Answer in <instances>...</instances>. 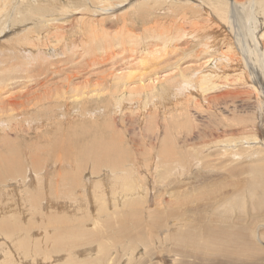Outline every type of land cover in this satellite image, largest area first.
Segmentation results:
<instances>
[{
	"label": "bare ground",
	"instance_id": "1",
	"mask_svg": "<svg viewBox=\"0 0 264 264\" xmlns=\"http://www.w3.org/2000/svg\"><path fill=\"white\" fill-rule=\"evenodd\" d=\"M130 2H133L131 12L134 15L137 14L139 20L147 21L151 23V25L144 27L143 32L142 30L139 32L138 31L134 32L133 31L134 29L132 28L133 30H131L129 25L125 26L127 27L126 29L117 28L115 30L116 26H118L117 23H115L116 26L113 25L114 23H112L111 25L109 24V26H107L106 25L107 20L104 17H107L108 19L110 17L116 16V12L122 9L120 7L123 4L126 3L127 5V3ZM60 4H62V6ZM57 6L60 7L59 9L61 10L60 12H57L58 10ZM162 10H165V12L160 13V11ZM102 20L104 21V23L100 22ZM75 26L78 28V32H76L77 29L76 31H74ZM155 26H164L165 30L163 29L156 33L153 30ZM110 29H113L112 31L113 33L110 31ZM216 32L218 34L216 35V37L213 38L214 36L213 33ZM15 36H17L16 39L13 38ZM147 38H155L162 40L164 44L167 42L170 43L175 41V44L171 43L170 45V47H173L175 49H177L178 43L181 44L189 43L188 39H192V40L203 39L205 40V42L193 43L195 45H199V49H195V47H193L192 49H187L186 51L189 52V55L187 57H183L180 55L165 56L160 59L156 57L157 59L153 61V63L155 62L153 65L157 70L151 74L140 76L135 80H130V75L124 72L121 73H119V71L115 72L113 75L114 83H115L114 86H116V88L119 90L122 89V91L125 93V94H120L117 92L114 93L115 95L120 94L122 96L121 97L119 95L121 99H123V96L128 97L130 99L128 98H124V99L125 100L128 99L129 101L131 100L134 103H136V101H134L136 99L134 98L139 97L137 101L139 102V108L141 107L142 104V106L144 107L140 109L144 111L148 110L147 108L149 105L148 101H151L153 98L156 97L159 98V102H161L160 100H164L167 96L168 99L172 97L173 101L175 102L177 101L183 102L185 99L187 101L186 104L178 103L175 106V111L174 109L172 110L174 114H172L171 117L167 116L170 119L169 125L171 123H174V121H177L176 119L178 120L188 119L189 121L191 117L195 118L193 114H196V112L201 113L202 112L201 110L203 109H207V108L213 109L212 107L223 106V105L224 107H226L232 103L233 104L236 103L234 107L239 108L237 107L238 104L243 106L247 102H250L259 110V114L256 115L255 117L251 116V118L248 119V122L245 120L246 118H244V120H240V122L246 121V123L248 124L246 125L244 124V122L240 123L242 125L244 124L243 126L246 125V127L239 126L241 128V131L238 129L241 132L240 134L241 135L244 134L242 136L240 135L241 137L238 136L240 137L239 141H236L235 139H232L235 141H231V140L227 141L229 138H235V136L230 137L231 132L227 134L226 132L228 131H226L225 129L224 130L226 131L225 132L226 134L223 133V135L225 137L226 135L227 136L229 135V137H227V140L225 137H223L226 140V142L221 141L220 139L222 138L220 137L222 135L221 134L220 136L216 137L219 139L218 142L215 139H213L214 137L211 138L212 143H210L211 139L210 141L207 139L209 141L207 142L211 145L209 144H208L209 146L200 145L201 147L200 146L199 147L201 148V150L198 151L199 147L197 146L199 144H197L196 146L195 143L192 144L193 143L192 141V143L190 144L195 145L197 148L190 149L191 151L190 150L188 151L192 153L195 151L194 152L195 154L197 151L198 152L197 154L200 155V157L203 156L202 159L205 157V160L207 161H205L204 159L203 160L200 159V157L199 158L195 157V155L194 156L192 155L194 158L190 159L191 156L188 155L187 156L188 158H184V159L182 158L179 163L178 162L179 160H177V158L174 159L175 154L179 153V152L177 153L174 152L176 149L175 150L173 149V145L175 144L172 143L171 144L172 148H171L170 144L168 145V143H166L167 138L165 139L166 141L163 140V142L165 141L164 144L166 145L165 146L162 145L163 142H161L162 143L161 146L164 147L161 148L162 153L158 154L159 155L158 159L160 157V162L158 163L162 164V166L160 164L159 165L162 167L161 170H163V173L159 171L158 175L159 176L163 175L162 178L165 179L163 181L164 183L167 182L166 184L167 186L171 185L172 190L169 189L170 191H167L168 189H165L166 191H163L160 188L159 190L161 191H158V189L155 186L156 185L155 183L154 185L155 187L154 186L153 187L157 189L158 192H155V194L153 195L152 191L154 189L151 191L150 187H148L147 184L145 183L142 184V182L138 184L137 183L138 179H135L133 175H128V172L130 171L132 172V170L134 172L135 167L129 168L126 166L127 170H125L126 168L104 169L102 170L101 173H97L96 171L98 169L95 170L94 168H97L95 166L99 165V163L96 160L97 165L94 162L93 173H97L98 178H100L101 181L104 180L103 181L104 185H105L104 183L105 179L107 178L108 181L106 180V182H109L110 184L105 185V188L106 186L109 187V185H111V189L108 188L109 190L108 189L99 190V188L96 187L97 191L95 190L96 192L94 194L95 197L94 202L96 201L97 203V205L95 204L97 212L95 214H93V212L95 211L94 209L95 207H93L94 210L90 207L91 205L90 202L92 200L88 204L79 203L77 206L75 204L73 205L72 203H68L71 204V206L73 207L72 211L71 209L70 211H67L68 208L66 206L68 205L67 204L68 200H67L65 205L67 208L66 209L62 208V209L63 212H65L64 210H66L67 213L69 212L68 214H70L71 216H68L67 214L68 217L66 216L65 219L66 221H63L61 217L60 219H58L59 209H56L58 210L57 211L58 213L55 212L54 214L49 215V213L52 212L51 207L49 208L47 207L48 205L46 206L45 204L48 201H51L52 198L51 199L48 198L50 200L44 203V200L38 199V197H36L38 195H36L35 201L33 202L32 200L33 203L31 202V204L29 205L27 200L34 198L31 195V197L27 198L26 200V204H28L29 207L28 205L24 204L25 205L24 208H22V206L18 208L21 204L19 202L18 204L19 206L17 205L18 207L14 204L15 207L17 208L14 209L12 207L13 209L9 211H5V209L8 208L6 206L9 203L7 205L4 204L3 207H5V209L2 207V209H4V212H2L3 216H1V212H0V264H264V0H0V41H3L0 42V45L4 46L5 42L16 40L15 49L12 50L9 49V51H7L8 54H4V52L0 53L2 55V57H0V64H3V66L0 68V97H3L2 94H4L3 92L5 91L8 93L13 92V94L11 93L13 96L10 95L9 97H7L8 100L9 99L10 100L7 102L8 104L5 103L6 106H4L5 107L4 114H2L1 112L3 105L0 104V117L5 114H8L9 116L10 114V117H18L19 119L20 115H22L23 117V114L25 115V113L34 112L33 109H28L23 107H21V109L23 108L22 110H18L20 108V106L18 105L24 103L25 101L24 102L17 101L16 98L18 97L16 96L19 95H15V94H20V95L31 94V93L35 94L36 91L37 92L45 91L44 93L47 95L46 97L50 99V101L56 102L58 104L59 103L61 104L62 101L64 102L70 97L73 98L72 93H76L77 96L76 98H74V101L68 102L67 105L71 103L72 106H74V108L75 107L78 108L79 106H81L80 104L82 105L85 104L84 101L85 98L87 97H84V95L87 92L84 91L83 89L82 90H79V88L75 89L76 78H78L80 75L77 76V73L74 72L73 74H71V71H73L72 70L73 66H71L69 62L60 64L62 61L64 62L71 58L67 59L66 57L65 60L62 58L65 55L69 54V52L71 53L73 52V54L76 55V58L73 61H76L77 55L80 56L91 55V52H95L94 45L99 43L100 45H102L103 43L120 44L123 41H127L131 43V45L144 47V43L146 42ZM99 49H102V47L100 46ZM178 51H179V46H178ZM132 52L133 50H131V53ZM129 55L130 56L127 55L126 57H124V61H122V63L125 61H129V59L128 60L125 59H127L128 57L131 58V56L133 57L134 54L132 55L129 53ZM61 56L62 58H60ZM6 59L7 60L9 59L10 62L15 61V59L21 61L15 65H12L13 62L6 63ZM139 59L140 60L137 61H140V64H143L145 62V58H143L142 56L141 57L139 56ZM203 59H206V61H202ZM133 60L135 59L132 58V61ZM201 61L203 63L197 66L196 64L200 63ZM104 62L105 61H102L99 64L103 65ZM208 63L210 65H208L207 67ZM193 64L196 66H193ZM156 65H161V67L158 68L159 66L157 67ZM164 65H166L165 67H169L171 70H174L175 72L171 77L172 79L169 78L165 79V81L159 84L160 86L159 87L157 85L159 82L157 83V81L158 80L160 81V78L156 76L160 72H163ZM204 66L206 67V69H204L205 68ZM100 67L101 66H99V68ZM89 75L91 76L92 74ZM147 80L150 81V84L148 82V85L146 84ZM132 83L141 84L142 86L141 88L137 89L138 88L137 85V88L133 90ZM102 91L105 93L104 95L105 98L107 95L106 94L107 91H108L107 93H109L110 95L109 90L105 91L104 89ZM98 92L100 93V91ZM69 93H71L72 96H68ZM36 94H41V93H36ZM33 97L34 95L32 96V98ZM35 97L37 96L35 95ZM233 97H236V99ZM20 98L22 97L20 96ZM26 98H24V100ZM72 98L70 99L72 100ZM115 98L117 99V97ZM79 99H84V100H79ZM1 101L2 98L0 99V102ZM116 103L117 102H115V104ZM22 105L24 106L25 104ZM130 105L133 107L136 104L133 105L130 102ZM154 105H158V104H156V102H153L152 106ZM45 106L42 107L40 106V107L43 108ZM53 106L56 105H52L51 107ZM149 106L150 108L152 107L151 105ZM118 107L120 108L121 106ZM49 108L47 109L49 110ZM16 109L18 110L17 111L18 113L15 112ZM131 109L133 110V108ZM60 110H63V108H61ZM68 110L70 111V109ZM238 110L239 112H241L240 110L245 111L246 109L244 110L241 108ZM77 111L80 112V109H78ZM44 112H46V110ZM86 112L87 111L85 110V113ZM35 114L37 113L35 112L34 115ZM80 114L81 116L79 117L82 118L84 114L82 112ZM105 114L107 115V113ZM110 114L112 115V112ZM141 114H144L143 117L145 118L146 121L148 114L145 115V113L143 112ZM223 114L225 115L224 112ZM65 115H68V112ZM150 115L152 116L153 114L150 113ZM56 116L54 117L47 116L48 118L45 116V119L40 120V122L36 124L37 127L35 128H40L45 123L44 121L46 120V118L49 120H52L54 118L53 121L54 120L56 121V119H58V116L57 118ZM7 117H5L4 119L5 121ZM107 117L109 118V116ZM226 117L228 118V116ZM38 118L40 119V115ZM89 118H91V116ZM92 118H93V114H92ZM172 118H174L175 120L172 121L171 120ZM201 118L199 117L197 118V120ZM15 119H16L15 121H17V118ZM109 119L111 120V117ZM22 120L24 121V119ZM60 120L62 121V119ZM68 120H70V118H68ZM87 120L89 119L87 118L86 121ZM104 121L106 122V120ZM155 121L156 119L153 120V122ZM33 122L31 126L34 124ZM81 122L84 123V120ZM95 122L94 125L96 129L98 128L96 127L98 124L96 125ZM105 122H103V124ZM7 123L8 122H6V124ZM147 123L150 124L152 122L150 120ZM17 124L19 125V123ZM190 124L191 127L197 125L196 123H195L196 125H192V123ZM82 126H80V128ZM91 126H93V123ZM259 126H260V131L257 133ZM109 127H107L106 129H108ZM41 128L43 129V126ZM167 128L169 129V126ZM42 129H39L38 131L43 132L44 130ZM95 129H93L94 132L96 131ZM192 129H194V127H192ZM100 130L101 129H99L98 133H100ZM252 131L255 132V134ZM111 132L112 129L108 135H110ZM159 132L160 131H158V133ZM80 133L81 132L79 133L77 132L78 135ZM152 133L156 134L157 132H152ZM115 134H117V132ZM94 135L97 136L96 134ZM111 136L113 138L115 135L113 136V134H111ZM156 136L157 135H155V138ZM0 139L2 140V138ZM66 139H68V137H66ZM11 140L13 139L11 138ZM213 140L215 141L213 142ZM86 142H87L86 145L88 146V142L90 141H86ZM113 142L112 145L116 144ZM67 143L68 140L64 139L62 144L60 143L61 145L52 144L53 146H55L54 151L52 150V148L49 150L53 151V153L55 154L56 152L59 151L63 153L67 152L69 149L67 147L68 149L66 150ZM178 143L176 144L177 147L178 145H180ZM106 144H109V142ZM152 144H153L152 145L153 148L157 147L155 146L156 144L155 145L154 143ZM247 144H251V145H247ZM1 145L4 146L3 144ZM6 146L7 145H5V147ZM8 146H11L9 150L14 151L13 147H15V144L13 146L11 143V145ZM0 148L3 149V147ZM83 148L81 150L82 152L84 151ZM115 148L117 147H114V150ZM122 148L123 146L121 147V150ZM19 150H21V148ZM46 150H44V152ZM180 150L183 151L182 148ZM101 151H99L101 155L100 157H98V160L99 158H101L100 160L102 161L103 160H108L110 162L113 161L112 160L113 155L111 154L113 152L108 151L109 154H105L106 153L105 151L102 153ZM182 151L180 152L182 153ZM79 152L77 150L76 154L79 155ZM2 153L4 152L2 151ZM115 154H117V152H115ZM186 154L189 153H187L186 151ZM214 154H217L216 156L221 155L219 156V158L220 157L222 158L223 156L224 159L223 162L225 164L221 160L224 166H220V167L223 168L225 167L224 169H230L231 170L230 172H232L233 175L238 176L237 171L242 170V168L238 166L243 164L247 165L249 172L251 174L246 180H244L245 182L247 181V184H245L247 185L246 186L247 190L244 187V189L246 190L244 191L245 193L247 192V194L246 195L244 194V192L242 191L243 188L240 189L243 192L241 196V200L238 199L236 200V193H237L235 192L236 188L235 191H233V193L229 196H227V193L230 194V190L227 191L225 189L227 191L226 194L222 192L223 189L219 191L221 187L220 188L218 187L217 184L218 183L217 181H219L218 179H215L216 182H213V179L210 182L208 181L210 179L205 178L207 180V183L205 182V180H203L205 183L203 182L199 183V180H197V182L201 184L200 186L198 184L199 186L197 187L198 190L193 191V189H191L190 185H192L193 182L195 181L196 179L195 176H197L198 179H200L201 175H203L204 173L206 174V172L203 173L202 171L204 167L206 168L207 166V170H208V164L212 166L214 165V161L215 163L216 162L218 163L220 161V160L219 161L216 160L218 157H216V159H213V157H215ZM37 155L39 154H36L35 158L37 157ZM119 155L121 156V154ZM14 156L15 155H12L10 156V158H7L8 156L6 157V159H8L7 161L10 162V164L2 163L3 161L0 162V180L5 181V182H0L1 187H3L5 184L8 183L6 182V180H8L9 178L13 181H16L19 185H21L22 188V187H27L29 183L31 184V182L33 184V181L35 179L33 175H35L36 179L38 180H41L44 176H45L44 178H47L46 176H49L48 171L44 172L43 174L42 171L44 169L38 167L41 166L38 164L44 161L42 159L44 157V154L41 157L43 161L42 162L37 161L39 162L38 164H36V162L35 164H33L35 161L33 160L34 156L33 155H32L33 157L31 156L32 157L31 162H33L32 167L24 166L23 163L25 161L23 162L22 161L23 159H20V161H16V159L14 160L13 159L15 158ZM1 157L0 160L2 159ZM18 157L20 158L21 156L18 155ZM18 157L17 159H19ZM31 157H29V161ZM68 158L70 157H59L57 159L55 158V161L53 162L55 163V166L57 168L56 170L57 171L61 170L58 173L59 175L57 181L55 180L56 181L55 184L57 183L56 185L58 186L59 184L60 185L63 184L66 185L67 187V184L71 180L73 181V179L76 178V174H77L76 172L80 170V167L79 166L77 167L75 163L71 164L69 162L70 165H67ZM79 158H75V160ZM116 158L118 159L119 157L117 156ZM82 159L83 158H81L80 160L83 162ZM4 162H6V160H4ZM221 162L220 164L222 165ZM44 163L45 162H43V164ZM231 163L232 164L234 163L235 165L232 166ZM118 164L119 163H117V166H119ZM110 166H114V165H110ZM48 167H52V165L50 166L49 164ZM48 167L47 169H50ZM131 167L133 166L131 165ZM193 168L195 169L198 168L197 169L198 173H201L199 171H202V174H197L196 171L192 172ZM51 170L53 171V169ZM209 171H212V169ZM191 173L194 174V178H195L194 180L191 178L193 177V175L191 176ZM137 174L138 173L135 171L134 175ZM159 176L158 178L156 177L155 182H158V179H160ZM210 176L207 177L209 178ZM229 176L227 175V177ZM39 177L41 179H39ZM210 178H212V176ZM225 178L226 177L224 176V179ZM190 179H192L193 182L192 180L190 181ZM231 179L233 180V178ZM46 180L44 182H47ZM88 181H90V179ZM116 181L119 183H114ZM52 182L54 181L52 180ZM35 183L37 184L36 181L34 182V184ZM38 183L41 184L42 182H38ZM159 183L158 186L161 185ZM85 184H86V188L82 187L83 192L84 191L86 192L87 190L85 189H88L87 181L85 182ZM226 185L227 184H225V186ZM230 185H232V182ZM234 186H236V184H234ZM89 187L91 189V187H93V184L92 186ZM102 187L104 188V186ZM6 188H10V187H6ZM75 188H76V183L72 186L71 189H75ZM167 188H169V186ZM200 188L202 189L199 190ZM28 189L29 190L27 191L33 192L32 191L33 189L32 190L31 188ZM105 190H108L106 192H109L107 193V196L108 194H110V190L112 193L114 192L115 196L113 195L114 196L113 205H112L114 206L113 209L109 208L111 202L109 199H108L109 201L107 200L108 197H105L106 194L104 192ZM240 190L238 191V194L241 192ZM40 191L37 192L39 193ZM70 191L71 193L74 192V190H70ZM3 192L4 191L1 192L2 195L8 194V193L3 194ZM22 193L23 192H21L20 194ZM12 194L14 196L15 193L12 192ZM89 194L92 195L91 191H89ZM167 194L170 195V198L168 199H167ZM199 195H203V196L197 197ZM14 197H17V195ZM193 197L200 198V202L198 201L199 203H196L197 205L194 203L195 206L192 205L193 202L191 203ZM217 197L220 198L218 199ZM0 198H2V196ZM6 198L7 200L4 201V203H6L10 199L9 197ZM54 198L52 199L54 201H51L53 207H54L53 204H55L56 201ZM110 198L113 199V197ZM146 199H148L150 202L153 201L154 203L150 204L147 202ZM201 199L203 201H201ZM248 199L249 201H247ZM12 200L9 202H12V204L13 202L16 203L15 201ZM145 200L147 202V205L145 204L146 203ZM63 201L65 202V200ZM63 201H61L60 204L61 203L63 204ZM85 201L87 203V200ZM2 203L0 206L3 205ZM56 204L58 205V203ZM60 206L61 205H59V208ZM81 206L83 210L81 209ZM141 207L147 208L146 214L143 213L142 215L137 213V212L142 213L145 210L142 209L143 211H141ZM56 208H58V206H56ZM90 209H92V212ZM26 210L30 211V213L27 216H25ZM84 210L86 211V213L91 212L92 213L91 215L93 216L91 215H88L90 217L85 216L86 214L84 215L85 212ZM63 212L61 211V213ZM22 213L24 214L23 216H25V219L21 218ZM211 213H213V215ZM3 217H7V219H4ZM247 221L248 224H246ZM243 222L246 225H244Z\"/></svg>",
	"mask_w": 264,
	"mask_h": 264
},
{
	"label": "rangeland",
	"instance_id": "2",
	"mask_svg": "<svg viewBox=\"0 0 264 264\" xmlns=\"http://www.w3.org/2000/svg\"><path fill=\"white\" fill-rule=\"evenodd\" d=\"M61 6H62V4H60ZM59 5V6H60ZM59 6H57V12H60L61 10H59L60 9V7ZM132 6H133V2H130V3H127V5H126V3L125 4H123L120 8H122L120 11H118V12H116V16H113V17H110V18H108L107 19V17H104L106 20H107V22H106V25L107 26H109V24L111 25L112 23H114L113 25L114 26H116V24L115 23H117L118 24V26H116V28H115V30L117 29V28H121V29H126L127 27H125L126 25H129L130 26V28H131V30H133L134 32H139V31H141L142 30V32H143V28L144 27H147V26H149V25H151V23H149V22H147V21H143V20H139V18H138V15L136 14V15H134L132 12H131V8H132ZM163 12H165V10H162V11H160V13H163ZM101 18H103V17H101ZM100 18V19H101ZM99 19V20H100ZM100 22H102V23H104V21L102 20V21H100ZM132 25H134V26H132ZM125 27V28H124ZM75 28V30L74 31H76V29H77V31L76 32H78V28L75 26L74 27ZM133 28V29H132ZM165 30V27L164 26H155L154 28H153V30L157 33L158 31H161V30ZM110 31L112 32L113 31V29H110ZM72 33V32H71ZM113 33V32H112ZM218 33L216 32V33H213V38L214 37H216V35H217ZM76 35H77V33H76ZM13 38H17V36H15V37H13ZM212 38V39H213ZM0 42H3V41H0ZM188 42L189 43H184V44H181V43H178L177 44V49H175V48H173V47H170V45H171V43H174L175 44V41H173V42H170V43H165L164 44V42L162 41V40H159V39H155V38H147L146 39V42L144 43V47H138V46H134V45H131V43H129V42H127V41H123V42H121L120 44H115V43H107V44H105V43H103L102 45H100V43L99 44H95L94 45V48H95V52H91V55H86V56H80V55H77V59H76V61H73V60H75V58H76V55H74L73 54V52L71 53V52H69V54H67V55H65L63 58H62V56L60 57V58H62V59H66V57H67V59H69V58H71V59H69V60H66V61H62L60 64H63V63H67V62H69V64L71 65V66H73L72 67V70L73 71H71V74H73V72L74 73H77V76H79L78 78H76V83H75V85H76V87H75V89H77V88H79V90H84V91H86L87 93V95L85 94L84 95V97H87V98H85V101H84V103L85 104H80L81 106H79L78 108L77 107H75L74 108V106H72V104L70 103L69 105H67V103L68 102H72V101H74V98H76V93H72V95H73V98L72 97H70V98H72V100L69 98V99H67V100H65L64 102L62 101V103L60 104H58V103H56V102H53V101H50V99H48L46 96V94L44 93L45 91H41V92H37L36 91V93H41V94H34V93H31V94H15V95H19V96H16V97H18V98H16V100L17 101H22V102H24V103H22V104H25L24 106L22 105V104H20V105H18V106H20V108L18 109V110H22L23 108H28V109H33L34 110V112H31V113H25V115L23 114V117L24 116H27V117H22V115H20L19 116V119H18V117H10V114H9V116H8V114H5V115H2L1 117H0V138H2V140L1 141H3V142H1L0 141V143L1 144H3L4 146H2L1 144H0V147H3V149H1L0 148V154L2 155V157H1V155H0V157L3 159H1L0 160V162L1 161H3L2 163H9L10 164V162H8L7 160L8 159H6V157L7 158H10V156H12V155H15L14 157L15 158H13V157H11V158H13L14 160L16 159V161H20V159H23L22 161L24 162H20V163H23V165L24 166H26V167H29V166H31L32 167V165L33 164H35V162H36V164H38L39 162H42L43 160V162H45L44 164H43V162L42 163H40V164H38V165H41V166H38V167H40V168H42V169H44L42 172H43V174H44V172H47L48 171V173H49V176H46L47 178H40L39 177V179H41V180H38V179H36V177H35V175H33L34 176V181H33V184H32V182H31V184L29 183V185L27 186V187H22L21 188V185H19L16 181H13V180H11L10 178L8 179V180H6V179H4V180H6V182H8L7 184H5L3 187H1L0 188V194H1V196H2V198H0L1 199V201H0V205H1V203L3 204L2 206H0V212H1V216H3V213L2 212H4V209H5V207H3L4 206V204H8L6 207H8V208H6V209H8V210H6L5 209V211H9V210H12L13 208L15 209V208H17L19 205V202L22 204H20V206L18 207V208H20L21 206H22V208H24L25 207V205L24 204H26V200H27V198H29V197H31V195H32V197H34V198H32V199H28L27 200V202H28V204L30 205L31 204V202H32V200H33V202L35 201V198L36 197H38V199H40V200H44V203H46L48 200H50L51 198L53 199L54 197V199L57 201H55V204L56 203H58V205L56 204H53L54 205V207L52 206V202L51 201H54V200H52L51 199V201H48V202H50V203H46L45 205L47 206V207H51V211L52 212H50L49 213V215L50 214H54L55 212H57L58 210H56V209H59V217H58V219H60V217L63 219V221H66L65 219H66V216H67V214L69 213H67L66 212V210H64L65 212H63V209L62 208H64V209H66L67 207V211H70V209H71V211H72V206H71V204H68V203H72L73 205L75 204L76 206L80 203V204H82V203H85V204H88L91 200V202H90V207L93 209V207H95L94 209H95V211L93 212V214H95L96 212H97V210H96V205H97V203H96V201L94 202V200H95V197H94V194H95V192L97 191V188L96 187H98L99 188V190L101 189H111V185H109V187H107L106 186V188H105V185H107V184H110L109 182H106V180L108 181V179L106 178L105 179V185L103 184V181L104 180H100V178H98V175H97V173H101L102 172V170H104V169H125L126 168V166L127 167H129V168H134V172L136 171L138 174L137 175H134V172H133V170H132V172L130 171V172H128V175H133L134 177H135V179H138L139 180V182H138V180H137V183L138 184H140L141 182H142V184L143 183H145V184H147L148 185V187H150V190L152 191L153 189V191H152V194L154 195L155 194V192H158V191H161V190H163V191H166L165 189H168L167 191H170V190H172L171 189V185H168L169 186V188H167L168 186L166 185L167 184V182L166 183H164V181L163 180H165L164 178H162V176H159L158 174V172L160 171V172H162L163 173V170H161L162 169V164L161 163H158V162H160V157H159V159H158V154L159 153H162V149L161 148H163L166 144H164L165 143V139L167 138V141H166V143H168V145L170 144V146H171V144L173 143V144H175V145H173V149L175 150H178V151H174L173 149V151L175 152V153H177V152H179V153H177V154H175V158L174 159H176L177 158V160H179L178 162L180 163V160L183 158H188L187 156L188 155H190L191 157H190V159H193L194 157V155H195V157H200V155H198L197 153V151H196V154L194 153L195 151L194 150H192V151H194L193 153L192 152H190L191 150L190 149H194V148H197V147H199L200 145L201 146H209V145H211V144H209L208 142L210 141V139L211 138H213V139H215L217 142H218V138H216L217 136H220L221 134V136L220 137H222V138H220L221 139V141H225L226 142V140H227V137H229V135L227 136L226 135V137L223 135V133H225L226 131H228V132H226L227 134H229V132H231V134H230V137H234L235 136V138H229L227 141H229V140H231V141H239V139H240V137L242 136V135H244V134H240L241 132V128L239 127V126H241V127H246V125L248 124V123H246V121L248 122V119L249 118H251V116H253V117H255L256 115H258L259 114V110L253 105V104H251L250 102H247L246 104H244L243 106H241V105H239L238 104V106L237 107H239V108H235L234 107V105L236 104H230L229 106H226V107H224V105L223 106H216V107H212L213 109H211V108H207V109H203V110H201L202 112L200 113V112H196V114H193V116H195V118L194 117H191V119H189V121H190V123H192V125H199V126H192V127H194V129H192V127H191V124L189 123V121H188V119H183L184 120V123H183V120H178V119H176L177 121H174V123H171L170 125H169V123H170V119L167 117V116H172V114H174V112H172V110L174 109V111H175V106L178 104V103H182V104H186L187 103V101L184 99V101L183 102H179V101H177V102H175V101H173V98L171 97L170 99H168V96L164 99V100H160L161 102H159V98H153L151 101H148V104L149 105H153V102H156V104H158V105H154V106H152L151 108H150V106L148 105V110L146 111H144V110H142V109H140V108H143L144 106H142V104H141V107L139 108V102H137L138 101V98L139 97H135L134 99H136V100H134V101H136V103H134V102H132L131 100L129 101L128 99H130V98H128V97H125V96H123V99H121L120 98V94H125L123 91H122V89H117L116 88V86H114L115 85V83H114V73L115 72H118L119 71V73H121V72H124V73H126V74H128V75H130V80H135L136 78H138V77H140V76H144V75H147V74H151V73H153V72H155L157 69H155V66L153 65L154 63H153V61L155 60V59H157L156 57H158V59H160V58H163V57H165V56H171V55H173V56H178V55H180V56H183V57H187L188 55H189V52H187L186 50L187 49H192L193 47H195V49H199V45H195V44H193V43H195V42H198V43H204L205 42V40H203V39H198V40H192V39H188ZM15 43H16V40H13V41H9V42H5V45L3 46V45H0V53H2V52H4V54H8V52L7 51H9V49H15ZM7 44H9V45H7ZM14 45V46H11V45ZM117 45V46H116ZM102 47V49H99V47ZM178 46H179V51H178ZM117 48H118V50H117ZM74 50V49H73ZM131 50H133V52L131 53ZM129 53L130 54H134L133 55V57L131 56V58L130 57H128L127 59H125V60H128L129 59V61H125V62H123L122 63V61H124V57H126L127 55L128 56H130L129 55ZM127 54V55H126ZM102 55V56H101ZM125 55V56H124ZM75 56V57H74ZM139 56L141 57H143V58H145V62L143 63V64H140V61H137V60H140L139 59ZM0 57H2V55L0 54ZM81 59H80V58ZM85 57V58H84ZM91 57H93V58H91ZM135 57V58H134ZM132 58L133 59H135V60H133L132 61ZM56 59V58H55ZM9 60V59H8ZM7 59H6V63H9L10 62V60L8 61ZM81 60V61H80ZM131 60V61H130ZM142 60V59H141ZM16 61H18V62H16ZM21 60H18V59H15V61H11L10 63H12L13 62V64L12 65H15V64H17V63H19ZM72 61V62H71ZM102 61H105L104 63H103V65H101V64H99L100 62H102ZM202 61H206V59H203ZM200 62V63H194V64H196L197 66L199 65V64H201V63H203V62ZM76 62V63H75ZM82 62V63H81ZM133 62H135V63H133ZM106 63V64H105ZM128 63V64H127ZM131 63V64H130ZM133 63V64H132ZM83 64H85V65H83ZM89 64V65H88ZM99 64V65H98ZM123 64V65H122ZM193 64V66H196V65H194ZM66 65V64H65ZM88 65V66H87ZM126 65V66H125ZM190 65H192V64H190ZM208 65H210L209 63L207 64V67H208ZM3 66V64H0V68ZM85 66H87V67H85ZM99 66H101L100 68H99ZM123 66V67H122ZM158 68H160L161 67V65H156ZM166 65H164L163 67H164V69H163V72H160L156 77H159L160 78V81L158 80L157 81V85L159 86V84L161 83V82H163V81H165V79H172L171 77L173 76V74H174V70H171L169 67H165ZM205 66H206V64H205ZM204 66V67H205ZM74 68V69H73ZM89 68V69H88ZM99 68V69H98ZM92 69H94V70H92ZM102 69V70H101ZM204 69H206V67L204 68ZM88 70H89V72H88ZM98 70V71H97ZM93 71H94V73H93ZM104 71V72H103ZM20 72H22V71H20ZM80 74H79V73ZM92 72V73H91ZM111 72V73H110ZM144 73V74H143ZM70 74V73H69ZM89 74H92L91 76L89 75ZM117 74V73H116ZM84 75V76H83ZM111 76H113V77H111ZM82 77V78H81ZM102 77H103V79H102ZM106 78V79H105ZM78 80V81H77ZM89 82H88V81ZM102 80H103V82H102ZM87 82V83H86ZM148 82H149V84H150V81L149 80H147V82H146V84L148 85ZM78 83V84H77ZM89 83H91V84H89ZM94 83V84H93ZM95 83H96V85H95ZM107 83V84H106ZM83 84H84V86H83ZM99 84V85H98ZM92 85V86H91ZM95 85V86H94ZM108 85V86H107ZM137 85H138V88H137ZM104 86V87H103ZM141 84H135V83H132V89L134 90V89H139V88H141ZM83 87V88H82ZM85 87V88H84ZM93 87H95V88H93ZM97 87V88H96ZM102 89H101V88ZM111 87H112V89H111ZM160 87V86H159ZM93 88V89H92ZM98 88H99V90H98ZM109 88V89H108ZM94 89H95V91H94ZM105 89V91H107V90H109V92H110V95H109V93H107L106 92V98H105V93L102 91V90H104ZM112 90V92H111V90ZM119 90V91H118ZM97 91V92H96ZM98 91H100V93L98 92ZM120 93L119 95H115L114 93ZM4 94H2L3 95V97H0V99L2 98V101L0 102V104L1 105H3V108L1 109V112H2V114H4V112H5V107L4 106H6V104H8L7 102L10 100H8V98L7 97H9L10 95L11 96H13L12 94H13V92H3ZM7 93V94H6ZM42 93H44V94H42ZM93 93V94H92ZM97 93V94H96ZM99 93V94H98ZM115 96H114V95ZM34 95V99L32 98V96ZM35 95L37 96V97H35ZM42 95V96H41ZM71 95V93H69L68 94V96H72ZM113 95V96H112ZM20 96L22 97V98H20ZM30 96V97H29ZM43 96H44V98H43ZM27 97V98H26ZM39 97H40V99H39ZM113 97V98H112ZM115 97H117V99L115 98ZM122 97V96H121ZM7 98V99H6ZM24 98H26L25 100H24ZM31 98H32V100H31ZM48 100H46V99ZM112 98V99H111ZM120 98V99H119ZM124 98H128L127 100H125ZM233 98H235L236 99V97H233ZM4 99V100H3ZM45 99V100H44ZM37 100V101H36ZM79 100H84V99H79ZM119 100V101H118ZM125 100V101H124ZM30 101V102H29ZM42 101H44V102H41ZM46 101V102H45ZM127 101V102H126ZM165 103H164V102ZM4 102V103H3ZM28 102V103H27ZM35 102H36V104H35ZM37 102H38V105H37ZM115 102H117L116 104H115ZM119 102H120V104H122V105H120L119 104ZM122 102V103H121ZM129 102V103H128ZM130 102H131V104H136V105H134L133 107L130 105ZM163 102V103H162ZM6 103V104H5ZM44 103H46V104H44ZM161 103V104H160ZM30 104V105H29ZM42 104V105H41ZM48 104V105H47ZM119 104V105H118ZM125 104H129L130 106H131V108H133V110L130 108V106L128 105H125ZM34 105V106H33ZM35 105H36V107H35ZM42 107V106H45V107H43V108H41L40 106ZM52 105H56V106H53V107H51ZM60 105H61V107H60ZM86 105V106H85ZM115 105V106H114ZM125 105V106H124ZM160 105H163V106H160ZM26 106V107H25ZM28 106V107H27ZM31 106V107H30ZM50 108H49V107ZM70 106V107H69ZM84 106V107H83ZM113 106V107H112ZM118 106H121L120 108L118 107ZM158 106V107H157ZM235 108H233V107ZM21 107H23L22 109H21ZM35 107V108H34ZM60 107V108H59ZM66 107V108H65ZM81 107V108H80ZM82 107H83V109H82ZM116 107V108H115ZM117 107H118V109H117ZM156 109H155V108ZM218 107V108H217ZM229 107V108H228ZM37 108V109H36ZM47 108H49V110L47 109ZM61 108H63V110H60ZM70 109V111L68 110V109ZM73 110H72V109ZM113 108V109H112ZM123 108H124V110H123ZM137 108H139V109H137ZM150 108V109H149ZM220 108V109H219ZM226 108H228V109H226ZM246 109L245 111H243V110H240L241 112H239V110L238 109ZM41 109V110H40ZM57 109H58V111H57ZM76 109V110H75ZM78 109H80V112L79 111H77ZM126 109V110H125ZM127 109H129V110H127ZM210 109V110H209ZM17 109L15 110V112H17L18 111ZM32 110V111H33ZM40 112H38V111ZM46 110V112H44ZM52 110H54V111H52ZM60 110V111H59ZM83 110H84V112H83ZM85 110L88 112H86L85 113ZM238 110V111H237ZM47 111H48V113H47ZM52 111V112H51ZM65 111H67L68 112V115H65V114H67V112H65ZM74 111V112H73ZM120 111H122V112H120ZM124 111V112H123ZM155 111V112H154ZM171 111V112H170ZM243 111V112H242ZM37 113V114H35L34 115V113ZM42 112H43V114H42ZM56 112V113H55ZM71 112V113H70ZM77 114H76V113ZM83 113L84 115L82 116V118L81 117H79V116H81V114L80 113ZM112 112V115L110 114ZM118 112V113H117ZM135 112V113H134ZM145 113V115L146 114H148V116H147V122L148 121H150L151 120V122L152 123H150V124H148L146 121H145V118L143 117L144 116V114H141V113ZM154 112V113H153ZM216 112V113H215ZM222 114H221V113ZM223 112L225 113V115L223 114ZM10 113V112H9ZM18 113V112H17ZM55 113V114H54ZM70 113V114H69ZM73 113V114H72ZM105 113H107V115L105 114ZM123 113V114H122ZM132 113V114H131ZM150 113L151 114H153L152 116L150 115ZM159 113V114H158ZM169 113H170V115H169ZM205 113V114H204ZM27 114V115H26ZM52 114H54V115H52ZM58 114V115H57ZM78 115V116H76V115ZM86 114V115H85ZM92 114H93V118H92ZM97 116H96V115ZM103 114V115H102ZM109 114V115H108ZM159 115V117H158V115ZM167 114V115H166ZM204 114V115H203ZM33 117H32V116ZM39 115H40V119L38 118L39 117ZM58 116V119H56L57 118V116ZM70 115H71V117H70ZM73 115H75V116H73ZM87 115H90L91 116V118H89L90 116H87ZM94 115H95V117H94ZM106 115V116H105ZM166 117H165V116ZM202 115H203V117H202ZM8 116V117H7ZM29 116V117H28ZM32 118H31V117ZM42 116H44V117H42ZM45 116L47 117H54V116H56V121L54 122L53 121V119L52 120H49V119H47L46 118V120L44 121L45 123L42 125L43 126V129L40 127V128H35V127H37V123L38 122H40V120H44L45 119ZM73 116V117H72ZM86 116V117H85ZM105 116V117H104ZM107 116H109V118L111 117V120L107 117ZM141 116H142V118H141ZM152 118H154V119H152ZM154 116V117H153ZM226 116H228V118L226 117ZM5 117H7L6 118V121L4 120L5 119ZM60 117H62V118H60ZM149 117V118H148ZM157 117H158V119H159V121H158V119H157ZM201 118V119H198L197 120V118ZM226 117V118H225ZM9 118V119H8ZM11 118V119H10ZM15 118H17V121H15L16 119ZM34 118V119H33ZM62 119V121L60 120V119ZM67 120H66V119ZM68 118H70V120H68ZM89 119V120H87L86 121V119ZM151 118V119H150ZM193 118V119H192ZM225 118V119H224ZM229 118H231V119H229ZM233 118V119H232ZM244 118H246L245 120V122H244V124H246L245 126H243L242 124H240V123H243V122H240V120H244ZM1 119H3V120H1ZM21 119V120H20ZM22 119H24V121L22 120ZM29 119H32V120H29ZM36 119V120H35ZM39 119V120H38ZM73 119V120H72ZM74 119H76V120H74ZM94 119V120H93ZM95 119H96V122H95ZM106 120V122L104 121V120ZM108 119V120H107ZM156 119V121L155 122H153V120H155ZM168 119H169V121H168ZM195 119V120H194ZM219 119H221V120H219ZM226 119H228V120H226ZM7 120H9V121H7ZM27 120H29V121H27ZM35 120V121H34ZM48 120V121H47ZM65 120H66V122H65ZM84 120V123L83 122H81V121H83ZM100 120V121H99ZM166 120V121H165ZM172 121L173 120H175L174 118H172L171 119ZM216 120V121H215ZM226 122H225V121ZM231 120V121H230ZM12 121V122H11ZM19 121V122H18ZM34 123L32 126H31V124H32V122ZM47 121V122H46ZM52 121V122H51ZM70 121V122H69ZM78 121H79V123H78ZM86 121V122H85ZM91 121V122H90ZM167 121H168V124H167ZM171 121V122H172ZM179 121V122H178ZM185 121H188V122H185ZM196 121V122H195ZM200 121V122H199ZM6 122H8L7 124H6ZM28 124H27V123ZM31 122V123H30ZM54 122V123H53ZM82 124H81V123ZM94 122H95V124L97 125L96 127H98V128H96L95 129V125H94ZM99 122V123H98ZM103 122H105L104 124H103ZM198 122H199V124H198ZM17 123H19V125L17 124ZM73 123V124H72ZM92 123H93V126H91L92 125ZM160 123V124H159ZM177 123V124H176ZM179 123V124H178ZM184 125H183V124ZM187 123V124H186ZM196 123V124H195ZM219 123V124H218ZM249 123H250V121H249ZM23 124V125H22ZM28 126H27V125ZM85 124V125H84ZM101 124V125H100ZM105 126H103V125ZM189 124V125H188ZM6 125H8L9 126V128H8V126H6ZM19 127H18V126ZM35 125V126H34ZM46 125V126H45ZM82 125H84V126H82ZM160 125V126H159ZM166 125V126H165ZM169 126V129L167 128L168 126ZM218 125H220V126H218ZM237 125V126H236ZM3 126H4V128H3ZM16 128H15V127ZM25 126V127H24ZM34 126V127H33ZM80 126H82L81 128H80ZM110 126V127H109ZM222 126V127H221ZM231 126V127H230ZM20 127H22V128H20ZM76 127V128H75ZM78 127H79V129H78ZM101 127V128H100ZM107 127H109L108 129H106ZM196 127V128H195ZM234 127H236V128H234ZM8 128V129H7ZM15 128V129H14ZM20 128V129H19ZM75 128V129H74ZM85 128H87V129H85ZM95 129L96 131L94 132V130L93 129ZM112 129V132L110 133V135H108L109 134V132L111 131V129ZM160 128V129H159ZM167 128V129H166ZM234 128V129H233ZM19 129V130H18ZM23 129H25V130H23ZM39 129H42V130H44L43 132H39L38 130ZM90 129V130H89ZM99 129H101L100 130V133H98L99 132ZM103 129V130H102ZM216 129V130H215ZM217 129H219V130H217ZM226 131H225V130ZM235 129H237V130H235ZM240 131H239V130ZM1 130H2V132H1ZM7 130H8V132H7ZM16 130V131H15ZM77 130V131H76ZM83 130H84V132H83ZM86 130H88V131H86ZM104 130H106V131H104ZM114 130V131H113ZM116 130V131H115ZM163 130H164V133H163ZM168 130V131H167ZM234 130V131H233ZM243 130V129H242ZM24 133H23V132ZM69 131V132H68ZM92 131V132H91ZM102 131H104V132H102ZM158 131H160L159 133H158ZM206 131V132H205ZM211 131V132H210ZM235 131H236V133L237 134H239V135H237L236 133H235ZM260 131V126L258 127V130H257V133ZM10 132V133H9ZM75 132V133H74ZM77 132L79 133V132H81L79 135L77 134ZM86 132V133H85ZM94 132V133H93ZM102 132V133H101ZM117 132V134H115ZM151 132V133H150ZM152 132H157L156 134H154V133H152ZM232 132H234V133H232ZM253 132V131H252ZM3 133V134H2ZM29 133V134H28ZM89 133H91V134H89ZM104 133H106V134H104ZM225 133V134H226ZM251 133V132H250ZM254 134H255V132H253ZM252 133V134H253ZM8 134V135H7ZM9 134H11V135H9ZM13 134V135H12ZM18 134V135H17ZM20 134V135H19ZM85 134V135H84ZM87 134V135H86ZM94 134H96L97 136H95ZM111 134H113V138H112V136H111ZM152 134H153V137H152ZM159 134V135H158ZM215 134V135H214ZM219 134V135H218ZM17 135V136H16ZM94 135V136H93ZM104 135V136H103ZM155 135H157L156 136V138H155ZM241 135V136H240ZM246 135V134H245ZM250 135V134H249ZM258 135H260V134H258ZM9 136V137H8ZM10 136H11V138L13 139V140H11V138H10ZM64 136H65V138H64ZM111 136V137H110ZM238 136H240V137H238ZM247 136V135H246ZM66 137H68V139H66ZM88 137V138H87ZM100 137V138H99ZM103 137V138H102ZM116 137V138H115ZM159 137V138H158ZM223 137H225L226 138V140L223 138ZM10 138V139H9ZM65 140H68V143H67V145H66V150L68 149V151L67 152H56V154L55 153H53V151H54V147L55 146H53L54 144L55 145H61L62 144V142L64 141V139ZM94 138V139H93ZM97 140H96V139ZM117 138H118V140H117ZM158 138V139H157ZM238 138V139H237ZM4 139V140H3ZM46 139V140H45ZM61 139H63V140H61ZM114 139V140H113ZM116 139V140H115ZM174 139V140H173ZM200 139V140H199ZM209 141H208V140ZM232 139H235V140H232ZM241 139H243V138H241ZM8 140V141H7ZM41 140V141H40ZM43 140V141H42ZM44 140H45V142H44ZM74 140V141H73ZM85 140V141H84ZM106 140V141H105ZM163 140H165L164 142H163ZM215 140H213V142L215 141ZM6 141V142H5ZM50 141V142H49ZM59 141H60V143H59ZM69 141H70V143H69ZM86 141H90V142H88V146L86 145L87 144V142ZM114 141V142H113ZM117 141H118V143H117ZM177 141V142H176ZM192 141H193V143H192ZM195 141V142H194ZM208 141V142H207ZM12 143V145L14 146V144H15V147H13L14 149V151H12V150H9L10 149V147L11 146H8V145H11V143ZM14 142V143H13ZM19 142V143H18ZM80 142V143H79ZM83 144H82V143ZM92 142V143H91ZM98 144H97V143ZM101 142V143H100ZM109 142V144H106V143H108ZM112 142L113 143H116V144H113L112 145ZM121 142V143H120ZM161 142H163V144L161 143ZM179 142V143H178ZM207 142V143H206ZM18 143V144H17ZM34 143H36V144H34ZM73 143V144H72ZM85 143V144H84ZM93 143H94V145H93ZM152 143H154V145L155 146H157L156 148L154 147L153 148V144ZM180 144V145H178V147L176 146V144ZM190 143H192V144H194L195 143V145L197 146V144H199L197 147L195 146V145H192V144H190ZM210 143H212V139H211V142ZM53 144V145H52ZM70 144H71V146H70ZM76 144V145H75ZM90 144V145H89ZM111 144V145H110ZM161 144L162 145H164V146H161ZM204 144H206V145H204ZM209 144V145H208ZM251 144H254V143H251ZM251 144H247V145H251ZM5 145H7L6 147H5ZM97 145V146H96ZM99 145V146H98ZM103 145V146H102ZM105 145V146H104ZM116 145V146H115ZM246 145V146H247ZM16 146H17V148H16ZM40 146V147H39ZM45 146V147H44ZM48 146V147H47ZM51 146V147H50ZM53 146V147H52ZM83 146H84V148H83ZM103 148H102V147ZM117 147V148H115V150H117V151H115L114 150V147ZM119 146V147H118ZM123 146V148H122V150H121V147ZM200 146V147H201ZM9 147V148H8ZM28 147V148H27ZM31 147H32V149H31ZM37 147V148H36ZM38 147H39V149H38ZM68 147V148H67ZM79 147V148H78ZM101 149H100V148ZM199 147V150L198 151H200L201 150V148ZM21 148V150H19ZM52 148V150L53 151H51V150H49V149H51ZM74 148V149H73ZM82 148L84 149V151L82 152L81 150H82ZM100 150H99V149ZM106 148H107V151H106ZM112 148H113V150H112ZM118 148H119V150H118ZM171 148H172V146H171ZM183 149V151L182 150H180V149ZM8 149V150H7ZM47 149V150H46ZM57 149V148H56ZM19 150V151H18ZM44 150H46L45 152H44ZM78 150V152H79V155L78 154H76V151ZM102 150V151H101ZM112 150V151H111ZM159 150V151H158ZM161 150V151H160ZM187 151V153H189V154H186V151ZM188 150H190V151H188ZM2 151L4 152V153H2ZM6 151V152H5ZM9 151V152H8ZM28 151V152H27ZM30 151V152H29ZM98 151V152H97ZM99 151H101V153L102 152H106L105 154H109L108 153V151H110V152H113V153H111L112 155H113V161L112 162H110V161H108V160H100L101 158H99V160H98V157H100V152ZM120 151V152H119ZM180 151H182V153L180 152ZM14 152H15V154H14ZM17 152V153H16ZM39 152H41V153H39ZM115 152H117V154H115ZM146 152V153H145ZM151 152V153H150ZM6 153V154H5ZM10 153V154H9ZM32 153V154H31ZM52 153H53V155H52ZM59 153V154H58ZM74 153V154H73ZM87 153H88V155H87ZM148 153V154H147ZM181 153V154H180ZM9 154V155H8ZM20 155L21 157L19 158L18 157V155ZM36 154H39V155H37V159L35 158V156H36ZM43 154H44V157L41 159V157L43 156ZM56 156H55V155ZM68 154H70V155H68ZM119 154H121V156L119 155ZM34 157H33V156ZM46 155V156H45ZM66 155V156H65ZM182 157H181V156ZM193 155V156H192ZM215 155V157H213ZM212 157H213V159H216V157H218L216 160L217 161H219L217 164L219 165H217L216 163H215V161H214V165H215V167H214V165H212V166H210L209 164H208V170H207V166H206V168L204 167L203 169H202V171H203V173L204 172H206V174L204 173L203 175H201V180L200 179H198V177L197 176H195V178H194V174H192L191 173V176L193 175V177H191L193 180L195 179V181L193 182V180L192 179H190V181L192 180V182H193V184L192 185H190L191 186V189H193V191H195V190H198V188L197 187H199L201 184H199V183H207V180L206 179H210V180H208V181H212V179H213V182H216V180L215 179H218L219 181H217L218 183V187L220 188L221 187V189L219 190V191H221L222 189V192H224L225 194L227 193V191L228 190H230V194L229 193H227V196H229V195H231L232 193H233V191H235V188H236V191L235 192H237L236 193V200L238 199V200H241V196H242V194H243V192H244V194L246 195L247 194V192L245 193V191L247 190V185H245V184H247V181L245 182L244 180H246L249 176H250V172H249V169H248V167H247V165L246 164H243V165H240V166H238V167H241L242 168V170H240V171H237V174H238V176H236V175H233V173L232 172H230L231 170L230 169H224L223 167H220V166H224L223 165V161H224V159H223V156H222V158L220 157L219 158V156H221V155H219V156H216L217 154H214ZM3 156H4V158H3ZM19 158V159H17V157ZM33 157V160H35L34 161V163L33 162H31L32 160V157ZM54 156V157H53ZM73 156H74V158H73ZM85 156V157H84ZM87 156V157H86ZM93 156V157H92ZM119 157L118 159L116 158V157ZM123 156V157H122ZM186 156V157H185ZM28 157V158H27ZM29 157H31L30 158V161H29ZM51 157V158H50ZM59 157H70V158H68V160H67V162H68V164L67 165H70V163L72 164H74L75 163V165L78 167H80V172L78 171V172H76L77 174H76V178L75 179H73V181L71 180L68 184H67V187H66V185H63V184H59V186L58 185H56L55 184V182L57 181V178H58V173H59V171H61V170H56L57 168H56V166H55V163H53L54 161H55V158L57 159V158H59ZM80 157V158H79ZM202 157L203 156H201L200 157V159H202ZM46 158V159H45ZM75 158H79V159H76L77 161H79L81 158H83L82 160H83V162L80 160L79 162H77L76 160H75ZM111 158H112V156H111ZM121 158V159H120ZM123 158V159H122ZM178 158H180V159H178ZM211 158V157H210ZM38 159H41V160H38ZM94 159V160H93ZM116 159V160H115ZM156 159H157V161H156ZM204 160H205V157L203 158ZM202 159V160H203ZM4 160H6V162H4ZM13 160V161H14ZM49 160V161H48ZM73 160V161H72ZM87 160H89V161H87ZM98 161V163H99V165H97V161ZM119 160V161H118ZM121 160H123V161H121ZM221 160H222V162H221ZM37 161H39V162H37ZM75 161V162H74ZM108 161V162H107ZM147 161H149V162H147ZM205 161H207V160H205ZM70 162V163H69ZM94 162L96 163V165L97 166H95V167H97V168H94L95 170L96 169H98L96 172L97 173H93V167H94ZM102 162V163H101ZM105 162V163H104ZM113 162H114V164H113ZM116 162V163H115ZM125 164H123V163ZM133 162V163H132ZM183 162V161H182ZM220 162L222 163V165L220 164ZM27 163V164H26ZM33 163V164H32ZM77 163V164H76ZM91 163V164H90ZM109 163H111V164H108ZM117 163H119L118 165L119 166H117ZM122 163V164H121ZM152 163V164H151ZM241 163H243V162H241ZM47 166H46V165ZM50 164V166L52 165V167H48V165ZM80 164H81V166H80ZM83 164V165H82ZM100 164H102V165H100ZM116 164V165H115ZM128 164V165H127ZM147 164V165H146ZM155 164H157V165H159V166H157V165H155ZM225 164V163H224ZM240 164V163H239ZM66 165V166H67ZM89 165V166H88ZM110 165H114V166H110ZM130 165V166H129ZM131 165L133 166V167H131ZM151 165V166H150ZM154 165V166H153ZM217 165V166H216ZM231 165L233 166V165H235L234 163L232 164L231 163ZM99 166V167H98ZM47 167L48 168H50V169H47ZM159 167H161V168H159ZM46 168V169H45ZM82 168V169H81ZM91 168H92V170H91ZM51 169H53V171L51 170ZM100 169V170H99ZM198 169V168H197ZM197 169H195V168H193L192 169V172L194 171H196L197 172V174H202V171H199V172H201V173H198V171H197ZM212 169V171H209V170H211ZM224 169V170H223ZM125 170H127V168L125 169ZM206 170V171H205ZM223 170V171H222ZM34 171V170H33ZM53 173H52V172ZM57 171V172H56ZM85 171V172H84ZM88 171V172H87ZM98 171H100V172H98ZM106 171V170H105ZM155 171V172H154ZM83 172V173H82ZM208 172H210V173H208ZM217 172V173H216ZM31 173H33V172H31ZM55 173V174H54ZM81 174V176H80V174ZM88 173H90V174H88ZM133 173V174H132ZM213 173H215V174H213ZM230 173V174H229ZM35 174V173H34ZM54 175V176H51V175ZM93 174V175H92ZM207 174H209V175H207ZM210 174H211V176H212V178H210L211 176H210ZM31 175V174H30ZM78 175V176H77ZM92 175V176H91ZM153 175V176H152ZM154 175H157V176H154ZM205 175V176H204ZM227 175L229 176V177H227ZM233 175V176H232ZM32 176V175H31ZM43 176V175H42ZM80 176V177H79ZM97 176V177H96ZM137 176V177H136ZM158 176H159V178L160 179H158V182H155L156 181V177L158 178ZM202 176H203V178H202ZM207 176H210L209 178L207 177ZM216 177V178H214V177ZM221 176V177H220ZM222 176H223V178H222ZM224 176L226 177L225 179H224ZM236 176V177H235ZM50 177H51V179L54 181V182H52V180L50 179ZM84 177H86V178H84ZM93 179H92V178ZM155 177V178H154ZM219 177V178H218ZM49 178V179H48ZM87 178H88V180L90 179V181H88L87 180ZM95 178H97V179H95ZM206 178V179H205ZM220 178H221V180H220ZM227 178H229V179H227ZM231 178H233V180H234V182H233V180L231 179ZM235 178V179H234ZM237 178V179H236ZM47 179V180H46ZM162 179V180H161ZM38 180V181H37ZM43 180V181H42ZM47 181V182H44V181ZM49 180H51V181H49ZM56 180V181H55ZM76 180V181H75ZM197 180H199V183L197 182ZM203 180H205V182L203 181ZM237 180V181H236ZM37 182V184L35 183L34 184V182ZM87 181V188L89 189H85V190H87L86 192L84 191L83 192V190H82V187H84V188H86V184H85V182ZM163 183H162V182ZM201 181V182H200ZM242 181V182H241ZM0 182H5V181H3V180H0ZM38 182H42L41 184L40 183H38ZM44 182V183H43ZM52 183V186H51V183ZM89 182V183H88ZM160 182V183H159ZM196 182V183H195ZM228 182V183H227ZM231 182H232V185H230L231 184ZM236 182V183H235ZM240 182V183H239ZM243 182H245V183H243ZM15 183H17V184H15ZM47 183V184H46ZM49 183V184H48ZM76 183V188L75 189H71L72 188V186L74 185V184ZM82 183H84V184H82ZM91 183V184H90ZM114 183H119V182H114ZM155 183H156V185H155ZM158 183L159 184H161V185H159L158 186ZM239 183V184H238ZM15 186H14V185ZM45 184V185H44ZM92 184H93V187H91V189H90V187L89 186H92ZM194 184H195V186H194ZM197 184V185H196ZM198 184H199V186H198ZM225 184H227L226 186H225ZM234 184H236V186H234ZM6 185H8V186H6ZM10 185V186H9ZM12 185V186H11ZM32 185V186H31ZM36 185V186H35ZM38 185V186H37ZM56 187H55V186ZM82 185V186H81ZM156 186V188L158 189V191H157V189H155L154 187ZM165 185V186H164ZM239 185V186H238ZM242 185H244V186H242ZM40 186V187H39ZM102 186H104V188L102 187ZM154 186V187H153ZM162 186V187H161ZM222 186H224V187H222ZM6 187H10V188H6ZM12 187H14L15 188V190H14V188H12ZM22 189H20V188ZM42 187V188H41ZM46 187H47V189H46ZM54 187H55V189H54ZM58 187H59V189H58ZM102 187V188H101ZM225 187H227V188H225ZM244 187H245V189H244ZM19 188V189H18ZM26 188V189H25ZM28 188H31V190L33 191V192H31V191H27V190H29ZM49 188V189H48ZM159 188L161 189V190H159ZM195 188V189H194ZM243 188V189H242ZM3 189V190H2ZM6 189V190H5ZM41 191H40V190ZM54 189V190H53ZM79 189V190H78ZM93 189V190H92ZM108 189V190H109ZM170 189V190H169ZM202 188H200L199 190H201ZM227 191H226V190ZM232 189H234V190H232ZM240 189H242V191L240 190ZM8 190V191H7ZM26 190V191H25ZM70 190H74V192L73 193H71V191ZM81 190H82V192H81ZM96 190V191H95ZM108 190H105L104 192L106 193L105 194V197H108L107 198V200L109 199L110 200V202H111V205L109 206V208H112L113 209V207L114 206H112L113 205V200H114V192L112 193L111 192V190H110V194H108V196H107V193H109V192H106V191H108ZM241 191L239 194H238V191ZM245 190V191H244ZM2 191H4L3 192V194L4 193H8V194H4V195H2ZM10 191V192H9ZM16 191V192H15ZM17 191H18V193H17ZM23 192L22 194H20L21 192ZM37 191H40L39 193L37 192ZM45 191H46V193H45ZM47 191H48V194H47ZM55 191V192H54ZM60 191V192H59ZM76 191H78V192H76ZM80 191V192H79ZM89 191H91V194L93 195H90L89 194ZM12 192L13 193H15L16 195H17V197H14V196H16L15 194H14V196H13V194H12ZM29 192H31V193H29ZM42 192V193H41ZM53 192H54V194H53ZM69 192V193H68ZM197 192V191H196ZM12 195H11V194ZM34 193V194H33ZM65 193H67V194H65ZM21 195V197H20V195ZM28 194V195H27ZM45 194V195H44ZM62 194V195H61ZM68 194H70V195H68ZM89 194V195H88ZM157 194V193H156ZM7 195V196H6ZM36 195H38V196H36ZM40 195H41V198H40ZM48 195V196H47ZM110 195V196H109ZM114 195V196H113ZM237 195H238V198H237ZM0 196V197H1ZM19 196V197H18ZM36 196V197H35ZM89 196V197H88ZM94 197V198H92V197ZM201 196H203V195H199V196H197V197H201ZM6 197H9L8 199V201L6 202V203H4V201H6L7 200V198ZM12 197V198H11ZM44 197H45V199H44ZM64 197V198H63ZM91 198V199H88V198ZM110 197H113V199L112 198H110ZM221 197V196H220ZM220 197H217L218 199L220 198ZM239 197H240V199H239ZM15 198V199H14ZM20 198V199H19ZM48 198H50V199H48ZM57 198V199H56ZM62 198V199H61ZM82 200H81V199ZM87 198V199H86ZM154 198H155V196H154ZM168 198H170V195H168L167 194V199ZM5 199V200H4ZM13 199V200H12ZM23 199V200H22ZM112 199V200H111ZM15 201L16 203H14L13 202V204H12V202H9V201ZM17 200V201H16ZM20 200V201H19ZM30 200V201H29ZM63 200H65V202L63 201ZM67 200H68V202H67ZM85 200H87V203H86V201ZM108 200V201H109ZM147 200V202L148 203H150V204H153L154 202L153 201H149L148 199H146ZM146 200H145V202H146ZM151 200H153V199H151ZM195 200V201H194ZM61 201H63V204L61 203L60 204V202ZM69 201H71V202H69ZM76 201H78V202H76ZM80 201H82V202H80ZM84 201V202H83ZM200 202V198H195V197H193V199L191 200V203H192V205L193 206H195L194 205V203L196 204V203H199ZM201 201H203L202 199H201ZM247 201H249V199L247 200ZM18 202V203H17ZM30 202V203H29ZM32 202V203H33ZM66 202H67V204L69 205H66ZM147 202L145 203L146 205H147ZM65 203V204H64ZM94 203V204H93ZM248 203V202H247ZM11 204H12V206H11ZM17 206V207H15V205ZM28 204H26V205H28ZM49 204H50V206H49ZM96 204V205H95ZM29 205H28V207H29ZM59 205H61V206H64V207H61L60 206V208H59ZM67 207H66V206ZM93 205H95V206H93ZM191 205V204H190ZM197 205V204H196ZM56 206H58V208H56ZM70 206H71V208H70ZM2 207L4 208V209H2ZM13 207V208H12ZM53 207V208H52ZM54 208H55V210H54ZM48 209V208H47ZM53 209V210H52ZM69 209V210H68ZM81 209H82V206H81ZM92 209H90L91 210V212H92ZM93 209V210H94ZM142 209H145L144 211L142 210ZM3 210V211H2ZM83 210V209H82ZM86 210V209H85ZM84 210V211H85ZM28 210H26V212H25V216H27L29 213H30V211H28ZM54 211V212H53ZM61 211L63 212V213H61ZM141 211H143L142 213L141 212H137V213H139V214H142L143 215V213L144 214H146L147 213V208H142L141 207ZM86 213V211L84 212V215L85 216H87V217H90V216H88V215H91L92 213ZM213 212V211H212ZM58 213V212H57ZM61 213V214H60ZM136 213V214H137ZM210 213V212H209ZM66 214V215H65ZM212 215H213V213H211ZM24 214L22 213L21 214V218H23V219H25V216H23ZM64 217H63V216ZM16 216V215H15ZM23 216V217H22ZM68 216H71L70 214H68ZM67 216V217H68ZM91 216H93V215H91ZM4 219H7V217H3ZM10 218H12V217H10ZM29 218V217H28ZM249 221V220H248ZM248 221L246 222V224H248ZM250 222V221H249ZM67 224H69V223H67ZM71 224V223H70ZM91 224V223H90ZM243 224L244 225H246L244 222H243ZM90 228H91V226H90ZM61 232H64V231H61Z\"/></svg>",
	"mask_w": 264,
	"mask_h": 264
}]
</instances>
